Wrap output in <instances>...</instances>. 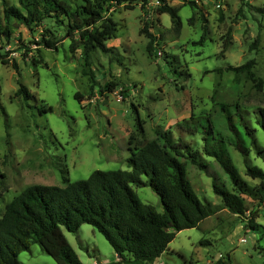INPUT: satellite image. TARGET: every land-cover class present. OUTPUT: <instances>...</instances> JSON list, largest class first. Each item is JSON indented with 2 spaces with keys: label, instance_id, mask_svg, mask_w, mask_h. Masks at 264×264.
<instances>
[{
  "label": "rangeland",
  "instance_id": "1",
  "mask_svg": "<svg viewBox=\"0 0 264 264\" xmlns=\"http://www.w3.org/2000/svg\"><path fill=\"white\" fill-rule=\"evenodd\" d=\"M3 1L19 7L17 0ZM146 1L144 8L136 1L110 10L117 24L115 37L106 42L110 50L92 53L86 67L77 32L71 52L64 23L45 20L27 29L10 21L11 36L3 42L8 64L0 62V215L28 186H63V178L85 180L95 170H129L132 151L156 139V130L170 131L173 141L181 137L206 161L205 170L186 162L187 178L211 215L198 227L176 233L152 264H214L226 258L229 264H264V197L256 191L260 180L246 175L242 156L227 145L232 164L253 189L238 194L245 214H232L213 192L212 183L235 191L218 163L203 155L201 126L193 133L176 126L207 117L215 133L231 139L225 117L238 107L264 149V133L256 124L257 109L264 108V0H167L178 10L179 31L169 14L157 12L156 0ZM2 12L0 0V18ZM145 25L153 36L150 54L148 38L140 33ZM45 37L56 42L55 49L41 44ZM252 60L260 89L246 72L230 69ZM84 68L94 76L92 88ZM111 82L118 85L115 92L105 88ZM20 84L31 98L15 96ZM249 161L264 171V153L259 157L251 150ZM132 188L140 202L162 212L151 188ZM62 230L83 264L117 259L95 228L83 224L76 233ZM19 260L55 264L36 244Z\"/></svg>",
  "mask_w": 264,
  "mask_h": 264
},
{
  "label": "trees",
  "instance_id": "2",
  "mask_svg": "<svg viewBox=\"0 0 264 264\" xmlns=\"http://www.w3.org/2000/svg\"><path fill=\"white\" fill-rule=\"evenodd\" d=\"M136 1L141 3L142 8L147 2L17 0L19 7H7L2 0L0 62L3 65L8 64L4 59L7 54L3 42H7L11 36L9 25L12 19L22 22L27 29L41 27L45 20H53L66 26L65 37L70 39L71 52L75 49L73 33L77 32L86 67L92 53L97 50H110L106 42L114 38L117 32V24L109 16L110 10L122 4L130 7ZM156 1L157 12L169 14L174 29L179 31L181 22L178 10L168 5L167 0ZM187 4L195 6L193 1H187ZM192 20L193 16L190 22ZM69 22L72 25L69 26ZM140 33L148 38L147 51L150 54L153 36L148 32L146 25ZM41 44L49 50L56 47V42L48 37L43 38ZM226 46L227 43H224L223 48ZM254 64L252 60L230 69L234 72H246L249 79L256 82V87L260 89L262 80L255 78L252 72ZM11 67L18 71L16 62H12ZM82 74L88 76L92 88L95 80L91 71L84 68ZM105 88L115 92L118 85L111 82ZM15 96L31 98L28 89L21 84ZM75 98H80L78 93ZM50 110L49 108L48 111ZM222 110L227 111L224 106ZM240 111L242 110L235 107L232 114L226 113L231 139L215 133L207 117H191L189 121L183 120L176 125L189 133L201 126L203 155L218 163L235 191L231 192L212 183L213 192L234 215H244L247 211L238 194H247L253 189L232 164L227 145L232 146L242 156L246 175L260 180L256 191L264 197V171L249 161L251 150L260 157L264 149L255 142V130L247 124ZM257 111L256 116L259 118L256 124L264 133V108ZM155 134L156 139L130 153L127 159L129 170H95L85 180L70 182L63 178V186L31 185L5 204L4 212L0 215V264H23L19 260V254L28 252L34 244L50 256L55 264H83L62 230L64 228L69 233H76L83 224L95 228L114 251L117 259L104 264H152L165 252L176 233L198 227L211 215V210L192 190L187 178L186 162L205 170L206 161L198 150H194L191 144L181 137L173 141L170 131L156 130ZM142 177H145V180H142ZM134 186L151 188L160 199L162 212L159 213L153 206L140 202L132 188ZM229 263L230 260L226 258L219 259L214 264Z\"/></svg>",
  "mask_w": 264,
  "mask_h": 264
}]
</instances>
